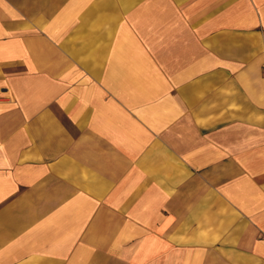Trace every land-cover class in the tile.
<instances>
[{"label": "crops", "instance_id": "0c3cea01", "mask_svg": "<svg viewBox=\"0 0 264 264\" xmlns=\"http://www.w3.org/2000/svg\"><path fill=\"white\" fill-rule=\"evenodd\" d=\"M0 264H264V0H0Z\"/></svg>", "mask_w": 264, "mask_h": 264}]
</instances>
